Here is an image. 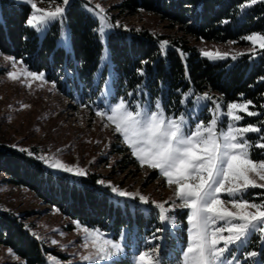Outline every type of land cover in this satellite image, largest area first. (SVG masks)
<instances>
[{"label": "trees", "instance_id": "16d2710c", "mask_svg": "<svg viewBox=\"0 0 264 264\" xmlns=\"http://www.w3.org/2000/svg\"><path fill=\"white\" fill-rule=\"evenodd\" d=\"M115 9L119 14L110 19L113 25L116 16L145 12L158 15L181 33L175 39L145 28L114 26L108 34V48L116 98L136 103L148 97L152 104L162 99L168 113H178L183 94L191 89L193 93L208 91L225 103L251 100V109L264 113V50H259L255 58L212 61L187 38L228 42L254 32L264 34V0H121ZM32 11L28 3L0 0V51L33 71L45 72L50 80L59 82L65 77L82 90L93 88L103 44L99 20L86 8V0H70L67 6L71 53L57 44L58 24H53L42 38L26 25ZM245 122L259 126L264 114L247 116ZM0 172L8 176L10 183L31 189L66 217L115 235L124 227L143 230L151 220L149 208L122 204L108 187L97 183L96 174L55 173L39 159L1 143ZM0 245L11 248L26 264H48V255L55 252L36 238L19 216L2 211Z\"/></svg>", "mask_w": 264, "mask_h": 264}, {"label": "rangeland", "instance_id": "374dc122", "mask_svg": "<svg viewBox=\"0 0 264 264\" xmlns=\"http://www.w3.org/2000/svg\"><path fill=\"white\" fill-rule=\"evenodd\" d=\"M15 1L28 3L27 0ZM120 1L86 0V8L98 18L100 28L104 24L113 25L110 19L119 14L115 5ZM32 2L39 9L49 11H54L57 6H64L63 3L44 0H32ZM96 5H100L105 10L100 14L104 16L103 20L94 14V11H98L95 9ZM36 14L40 15L41 13ZM115 22L120 26L145 28L170 38L181 36V33H177L176 28L170 27L169 22L151 13L122 14L116 16ZM55 23L59 27L57 44L71 53L72 44L66 13L62 20L53 21L42 32L37 31L39 37L42 38ZM111 30L113 27L105 30L106 35L104 43H102L101 55V57L107 56L109 59L105 62L100 58L99 67L94 74L93 88L88 86V89L84 88V90L79 85L72 84L69 79L66 80L65 77L62 78V81L60 79V85L59 82L48 79L45 72L43 81L33 79L27 75V72L33 70L29 69L25 63L0 51V143L10 147L15 146L16 149L29 150L36 156H47L52 163L60 160L69 166L83 168L87 171V175L96 174L98 181L104 180L105 184L111 182L119 190L139 193L147 196L150 201L157 203L175 201L178 204L174 194L175 186L169 187L157 170L146 165L141 167L136 158L131 155V150L123 142L122 136L115 133V125L107 120V115L110 112H106L103 117L96 115L97 110H106L121 99L116 98L113 91L112 67L108 48V34ZM187 38L191 44L198 47L201 53L208 50L229 53V58L226 59H231L230 57L233 55L237 56L235 60L244 56L255 58L260 50L258 46L254 47L250 41L243 38L239 41L228 42L196 40L190 36ZM239 53L244 54L238 55ZM8 72H15L17 78L12 79L8 76ZM71 78L73 79V75ZM205 94L209 99H203ZM182 100L184 101L181 103L182 109L178 113H168L164 108L163 100L158 99L157 101L161 103L166 116L179 117L181 114H185L188 126L193 130L195 123L199 121H204L207 126V122L212 119L213 115L220 121L218 130H226L229 121L226 116L221 119V113H226L227 103L218 96H214L208 91L193 93L189 89L183 94ZM126 102L130 101L126 100ZM139 102L146 107H153L155 104V102L152 104L148 97ZM234 102L244 103L246 101ZM132 105L130 110H135V103ZM217 105L221 107H217ZM239 114L244 118L238 126L249 124L245 122L248 115L243 112ZM232 124L236 126L237 122L232 121ZM252 134L257 137L252 138ZM259 135L249 133L247 138L254 143L259 141ZM256 155L263 156L264 150L252 148L251 158L253 160L264 159H259V156L256 157ZM45 166L55 173L74 175ZM256 179L258 183H264V181ZM262 191L264 190L259 188L249 189L244 194V198L260 204L264 202L259 196ZM111 193L122 204L125 202L136 203L145 210L148 208L151 210V214L147 213L151 220L143 230H137L136 227L131 229L124 227L118 235H115L112 231L84 225L78 220L66 217L58 208L46 204L31 189L10 183L8 176L0 172V211L19 216L36 238L55 250L54 253L48 255V264H137L136 258L139 252L150 251L157 244L160 246L161 264H177L186 248L187 210L177 207L176 211L171 214L175 217L174 223L161 222L158 219L159 209L154 205H144L138 199L122 198ZM221 198L225 200V206L231 208V205L227 203L228 198L226 196ZM169 206L170 204H165V208ZM250 211H255V209H250ZM164 214L168 215L166 211ZM85 227L90 230L99 229L104 233L105 239L121 243L123 252L108 261H83L81 258L84 255L94 251L91 241L84 239L83 230ZM158 228L161 229L156 233L159 239L153 240L152 234ZM53 240L57 243L53 244ZM85 243H88L89 247H85ZM250 252H256L257 256L249 258L247 254ZM233 256L238 258L236 264H264V243L261 242L259 234L251 233L244 243L235 245L229 259ZM0 264L26 263L11 248L0 245Z\"/></svg>", "mask_w": 264, "mask_h": 264}, {"label": "snow or ice", "instance_id": "6c2138e0", "mask_svg": "<svg viewBox=\"0 0 264 264\" xmlns=\"http://www.w3.org/2000/svg\"><path fill=\"white\" fill-rule=\"evenodd\" d=\"M27 2L33 11L25 23L33 30L42 32L48 24L62 20L70 0H62L64 6H57L54 11L39 9L32 0ZM255 2L256 0H252V3ZM95 9L98 11L93 10L94 14L103 20L104 16L100 14L105 10L100 5H96ZM114 26L120 25L104 24L98 29L101 43H104L105 30ZM243 39L264 50V34L252 33ZM162 43L167 45L168 41ZM181 55L183 56V53ZM202 55L212 60L229 58V53H221L219 50L202 51ZM230 58L235 60L237 56L233 55ZM108 59L107 56L101 57L105 62ZM27 75L36 80L45 79L44 72L29 71ZM8 76L12 79L17 78L15 72H8ZM261 81L264 82V77ZM126 95L134 96L135 93ZM240 95L243 98V94ZM203 99H209L207 94ZM183 102L181 100V103ZM132 107L131 102L121 98L108 109L97 110L96 115L103 117L106 112H110L107 120L115 125V133L122 136L123 142L131 150V155L141 167L146 165L157 170L169 187L174 185V194L179 203L175 201L157 203L139 193L119 190L111 182L105 184L104 180H99L97 183L105 185L119 197L138 199L141 204L154 205L159 209L158 219L161 222L174 223L175 217L171 214L177 207L187 210L186 248L177 264H236L237 257L229 259L232 249L235 245L244 243L251 233H258L261 242L264 243V202L257 204L244 198L249 189L264 190V183H258L256 179L264 181V159L256 161L251 158L253 147L264 150V122L259 126L252 123L238 126L244 118L239 114L241 112L248 116L264 114L250 110L254 107L253 101L227 103L226 113H221V119L226 116L229 121L226 130H218L220 121L214 115L207 122V126L204 121H199L195 123L193 130L189 128L185 114L179 117L166 116L158 101L153 107L143 106L136 101L135 110H130ZM261 108H264V105ZM232 121L237 122V125L234 126ZM249 133L260 134L259 141L255 143L249 141L247 138ZM18 150L41 160L54 170L76 176L88 174L85 169L69 166L60 160L52 163L47 156H36L22 148ZM222 196L228 198L227 203L231 208L225 206L226 202ZM259 196L264 201V191L259 193ZM165 204L170 206L165 208ZM165 211L168 213L167 216L164 214ZM83 231L85 241L90 240L94 249L81 258L83 261L112 260L124 250L121 243L105 239L104 233L99 229L90 230L85 227ZM160 231L158 228L153 232V240L159 239L156 233ZM52 243L56 244L57 241L53 240ZM84 246L89 247V244L85 243ZM159 248L157 244L150 251H140L136 258L137 264H161ZM247 256L254 258L257 253L250 252Z\"/></svg>", "mask_w": 264, "mask_h": 264}]
</instances>
